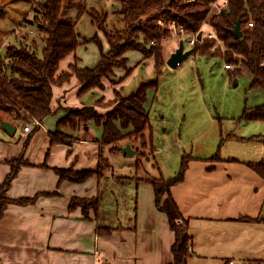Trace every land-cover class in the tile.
<instances>
[{"label": "crops", "instance_id": "0c3cea01", "mask_svg": "<svg viewBox=\"0 0 264 264\" xmlns=\"http://www.w3.org/2000/svg\"><path fill=\"white\" fill-rule=\"evenodd\" d=\"M25 34L13 33L17 38L21 35L20 42ZM78 34L79 45L92 44L83 43L85 37L80 40ZM9 39L0 43L1 51ZM107 49L108 45L104 51ZM94 57L85 66H94L100 53ZM78 59L75 53L68 69L75 61L84 67ZM80 85L73 75L63 85L53 86L51 105L59 108L41 121L25 149L29 132L23 131L22 124V134L15 138L21 123L0 111L2 119L15 127L12 134L0 132V183L10 170L8 159L23 151L30 164L20 167L7 195H38L33 203H10L4 210L0 219V264H95L98 257L102 264H168L173 259L175 235L167 214L156 207L150 184L136 179L131 170L116 179L107 155L113 171L94 173L82 182L60 181L53 169H96L102 127L94 121L75 132L67 129L77 137L75 141L50 143L49 131L55 130L58 119L71 107L85 105L76 98ZM144 108L147 112L145 104ZM249 155L244 159L220 155L221 160L194 157L188 161L183 180L170 188L188 222L191 254L186 264H229V259L235 264H264V221L253 220L264 215V179L245 164L259 159ZM121 178L132 183L130 188L115 184L114 180ZM91 199H98L95 208L87 207ZM98 226L113 229L103 235L97 233Z\"/></svg>", "mask_w": 264, "mask_h": 264}, {"label": "trees", "instance_id": "16d2710c", "mask_svg": "<svg viewBox=\"0 0 264 264\" xmlns=\"http://www.w3.org/2000/svg\"><path fill=\"white\" fill-rule=\"evenodd\" d=\"M116 1L118 6L115 13L121 16L124 24L122 29L108 30L107 13L103 11L89 13L91 22L103 32L108 45V49L104 51L101 43L97 41V35L90 39L96 42L100 49V58L97 63L94 66L79 67L74 62L69 64L68 70L60 72H58L60 62L74 53L79 45L76 23L83 14V9H80L76 18L72 20L65 16L64 0H42L38 2V7L32 6V10L36 12L38 28L42 33L41 53L39 54L38 48L34 46V38L30 39L33 46L25 41L28 34L23 37L25 42L21 41L19 45L8 43L3 53L0 50V111L9 114L18 123L24 124L33 119L41 122L45 117L55 114L59 108L51 105L54 85L61 86L75 75L81 83L78 89L79 95L95 87L103 88V77L112 74L114 68L125 67L128 60L126 53L131 50L140 51L143 58L153 57L156 72L161 73L164 64L161 42L172 32L169 23L174 21L177 25H182L188 34L197 36L206 21L212 27L214 35L209 37L202 34L200 40L196 38L194 52L221 57L225 63L234 66L241 64L245 67L251 75L249 88H260L263 92V102L251 108L245 107L241 117L245 120L264 121V65H262L264 0H229L228 6L222 10V13L209 17L212 0ZM159 19H163L166 23L160 24ZM249 19L254 22L252 27H246ZM238 20L241 21L243 31L239 38L231 32ZM130 70L132 69H128L126 75L130 73ZM229 71L232 76H236L241 69L235 66ZM156 86L157 79H149L141 82L127 95H121L118 90H115V103L103 113L97 111L93 105L71 107L63 117L58 119L55 130L49 131L50 143L77 139L67 129L75 132L87 126L89 121H94L102 127V141L105 144H111L109 151L112 153L121 151L118 144L120 139L133 137L139 140V148L135 153L139 163L141 149L148 147L145 131L150 127L144 104L147 101L148 90H156ZM0 120H3L1 116ZM130 127L132 130H129ZM37 128V126L34 127L28 133L23 149L27 147ZM255 138L260 137H247L249 140ZM262 141L264 144V139ZM192 158L194 157L191 154H184L181 157L178 172L169 178L160 174L158 177L147 175L138 179L153 187L156 207L167 214L169 226L174 231L175 239L171 246L173 259L168 264H186L191 254L188 222L182 217L170 188L183 180L188 161ZM205 159L221 160V157L216 152ZM7 162L10 170L0 183V219L10 203L25 205L33 203L38 196L8 197L7 190L18 170L22 165L30 163L24 158L23 151L18 156L8 159ZM244 162L264 179V157ZM110 165L103 147H99L95 170L70 167H54L53 169L60 181L82 182L94 173L102 175ZM97 202L98 199L88 200L87 207L95 208ZM179 218L181 223H177ZM253 220L264 221V215ZM112 229L109 226H98L97 233L108 235Z\"/></svg>", "mask_w": 264, "mask_h": 264}, {"label": "rangeland", "instance_id": "374dc122", "mask_svg": "<svg viewBox=\"0 0 264 264\" xmlns=\"http://www.w3.org/2000/svg\"><path fill=\"white\" fill-rule=\"evenodd\" d=\"M64 2L65 16L72 20L76 18L78 11L83 9V14L77 22V31L80 32V40L85 37L83 43L92 44L79 45L74 53L60 62L59 71L68 69V63L75 53L79 56L78 61L80 60L81 65H90L95 58L94 54L100 53L98 44L90 40L95 35L98 36L97 41L101 43L102 49L106 48V37L91 22L90 12L107 13L108 30L124 27L121 16L115 13L118 6L116 0H64ZM35 14L30 0H0V43L10 38L8 43L19 45L21 35L17 38L13 33H27L29 36L25 41L33 46L30 39L34 38V46L38 48L37 52L40 54L42 33L38 28ZM210 15L211 13L208 17ZM201 32L207 35L213 32V29L205 21ZM190 37L188 33L176 36L170 33L162 40L161 53L164 64L161 73L157 74L153 57L141 60L142 53L131 50L126 54L128 60L125 67L114 68L112 74L103 77L105 78L103 88L95 87L96 89L93 88L76 97L82 104L93 105L99 109L97 111L103 113L115 103V90L121 95H127L141 82L157 79L156 90L150 89L147 92L145 107L150 127L145 131L148 147L141 149V161L138 163L135 156L130 157L124 153H110L111 144L99 142V147H103L105 155L112 160L116 179L118 174H130L129 170L136 179L143 178L137 176L158 177L160 174L169 178L178 172L184 154L207 158L218 152L221 156L240 159L250 158L249 154L259 159L264 155L262 141L264 121L245 120L241 117L245 107L251 108L263 102L262 90L249 88L251 75L245 67L241 64L235 65L240 67L241 72L232 76L229 69L235 68L234 65L225 63L221 57L199 52H193L175 68L166 63L167 57L178 47L180 40H183L186 49L191 48L188 44ZM1 52L3 53L4 49ZM128 69L132 70L126 75ZM97 88L103 91L100 92ZM19 125L15 138L22 134V123ZM4 130L0 120V132L5 133ZM250 136H259L261 139H247ZM75 140L72 139V142ZM139 143V140L133 137L118 141L119 145H134L135 150L139 148ZM108 171H113L112 165L104 170ZM120 180L114 182L121 188H130L132 185L123 178ZM177 223L181 222L177 220Z\"/></svg>", "mask_w": 264, "mask_h": 264}, {"label": "built area", "instance_id": "2783aa9c", "mask_svg": "<svg viewBox=\"0 0 264 264\" xmlns=\"http://www.w3.org/2000/svg\"><path fill=\"white\" fill-rule=\"evenodd\" d=\"M42 0H33L32 1V6L33 7H38V2H40ZM229 4V0H212L210 2V9H209V13H211V15H219L220 13H222V10L227 7ZM158 22L160 24H164L166 23L163 19H159ZM254 24L252 19H249L246 27H252ZM169 25L172 28V32L174 33V35H183V34H187V31L185 30V28L182 25H177L174 21H171L169 23ZM33 32V31H31ZM209 37H212L214 35V31L211 33L207 34ZM190 38L188 40V44L191 47H194L195 41H196V34H190ZM152 43H154V41H151ZM262 65H264V60L262 61ZM41 124V122L37 119H33L32 121L26 122L25 125H23V131L24 132H31L33 130L34 127L39 126ZM179 222L181 221V218L178 219ZM229 264H235V261L233 259H229L228 260ZM95 264H102V260L100 257H98L96 259Z\"/></svg>", "mask_w": 264, "mask_h": 264}, {"label": "water", "instance_id": "95a60500", "mask_svg": "<svg viewBox=\"0 0 264 264\" xmlns=\"http://www.w3.org/2000/svg\"><path fill=\"white\" fill-rule=\"evenodd\" d=\"M232 34L235 35V37L239 38L242 36V28H241V21L238 20L231 30ZM202 32L199 31L197 33L196 38L198 40L201 39ZM194 52V47H191L189 49H185V45L183 40H180L178 47L169 55V57L166 60V63L171 66V67H177L179 63L182 62V60L186 59L189 55H191ZM1 126L8 132V133H13L15 130L14 125L10 123L9 121L6 120H1ZM121 151L127 155H132L135 153V150L131 148L129 144L122 146Z\"/></svg>", "mask_w": 264, "mask_h": 264}]
</instances>
